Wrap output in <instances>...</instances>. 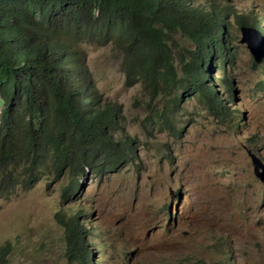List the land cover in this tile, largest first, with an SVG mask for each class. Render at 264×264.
<instances>
[{"label": "rangeland", "instance_id": "obj_1", "mask_svg": "<svg viewBox=\"0 0 264 264\" xmlns=\"http://www.w3.org/2000/svg\"><path fill=\"white\" fill-rule=\"evenodd\" d=\"M208 1L227 5L234 58L225 73L232 81L231 107L244 127L238 133L215 116L186 81L151 99L142 81L127 84L112 44L82 43L95 86L121 108L117 136L133 138L136 155L110 172L85 167L70 200L61 192L70 179L66 169L58 181L41 177L29 189L0 193V246L10 247L7 264H75L65 255L57 211L79 215L91 232L86 241L96 264L104 263L103 244L108 264H264V184L244 149L264 164V66L237 43L233 23V12H242L264 29V0H200L205 6ZM176 37L190 46L184 36ZM210 73L222 82V71ZM162 107L173 113L175 131L153 124ZM250 135L258 144L248 142Z\"/></svg>", "mask_w": 264, "mask_h": 264}, {"label": "trees", "instance_id": "obj_2", "mask_svg": "<svg viewBox=\"0 0 264 264\" xmlns=\"http://www.w3.org/2000/svg\"><path fill=\"white\" fill-rule=\"evenodd\" d=\"M233 13L236 28L248 23L247 15ZM228 17L227 5L200 0H0V193L29 189L41 177L58 181L66 169V201L77 193L85 167L99 174L134 160V139L117 136L121 108L95 86L82 43L112 44L127 84L142 81L151 99L186 81L209 110L226 116L227 106L209 82L211 69L221 67L222 86L231 96ZM178 34L189 47L179 44ZM165 107L153 124L175 131ZM78 216L55 213L65 255L75 264H96L86 241L91 232ZM9 249L0 246V264L8 263ZM103 252L108 264L105 244Z\"/></svg>", "mask_w": 264, "mask_h": 264}, {"label": "clouds", "instance_id": "obj_3", "mask_svg": "<svg viewBox=\"0 0 264 264\" xmlns=\"http://www.w3.org/2000/svg\"><path fill=\"white\" fill-rule=\"evenodd\" d=\"M239 13L240 14H244L242 12H239ZM247 22H248L247 24H242L238 28H236V26H234L240 32V38L237 40V43L238 44H242L243 46L246 45L248 51L251 53L253 62L255 64H257V65L264 66V29L259 24L257 25V27H253L252 26L253 22H249L248 19H247ZM242 27L252 29V31L248 33V37L247 38L250 41H255L256 45L258 46L259 51H260V53L257 54V56H260V60L259 61L256 60V56H254L253 53L250 51V47H249L250 42L245 40V39H243L244 35L242 33ZM229 31L231 32V29ZM231 50H233V46H232ZM233 58H234V53L232 52V55L230 56L229 59H227V61H232ZM226 62H225V65H226ZM213 69H214V71H215V69H218L219 71H222L221 67L214 66L211 70H213ZM222 73H223V71H222ZM225 75H226V73H225ZM210 76H211L210 77L211 81L209 83H210L211 88H214V85H215V89H217L219 97L222 96V95H220V93H221L220 91L224 90V87L222 86V82L219 83V82L215 81L216 76H215L214 73L213 74L210 73ZM229 82H230V84L232 83L231 80H229ZM230 87H231V85H230ZM232 92H233V89L231 88V95H232ZM225 94H226V92H225ZM222 97H224V96H222ZM220 99L222 101L224 100L223 103H225V105L227 106V113L228 114L226 116H221L219 114H215L212 111L211 112L215 116H219L223 120H227L228 121V125H230L232 127H235L237 129V132L239 133L240 130L244 127V122L240 121V119H238V116L236 115V109L231 107V103H230L231 96L228 94V95H225L224 98H220ZM176 129H178V128H176ZM250 137H251V135L248 136L247 138H249L248 142L251 145L252 144H258L256 141H251ZM244 149H245V151H246V153H247V155H248V157H249V159L251 161V165H252V170H253L254 176L257 177V179L261 183L264 184V164L262 163L260 158L254 153V151L251 148H248V147L244 146ZM214 264H216V263H214Z\"/></svg>", "mask_w": 264, "mask_h": 264}, {"label": "water", "instance_id": "obj_4", "mask_svg": "<svg viewBox=\"0 0 264 264\" xmlns=\"http://www.w3.org/2000/svg\"><path fill=\"white\" fill-rule=\"evenodd\" d=\"M252 29L249 28H245L242 27V33L244 35L243 39L247 40L250 42V51L253 53L254 56H256V60L259 61L260 60V56H257V54L260 53L258 46L256 45L255 41H250L247 37H248V33L251 32Z\"/></svg>", "mask_w": 264, "mask_h": 264}]
</instances>
